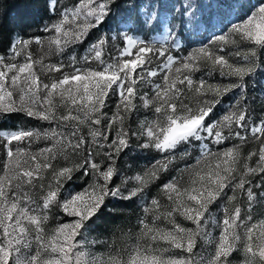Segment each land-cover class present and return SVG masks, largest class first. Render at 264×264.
Returning <instances> with one entry per match:
<instances>
[{
  "label": "snow or ice",
  "instance_id": "obj_1",
  "mask_svg": "<svg viewBox=\"0 0 264 264\" xmlns=\"http://www.w3.org/2000/svg\"><path fill=\"white\" fill-rule=\"evenodd\" d=\"M121 6L45 0L47 35L0 53V118L47 125L0 128V264H264V0L183 50L182 22L151 37L156 15L102 32ZM137 149L160 158L126 176L118 161ZM136 201L135 231L88 240L109 204Z\"/></svg>",
  "mask_w": 264,
  "mask_h": 264
},
{
  "label": "trees",
  "instance_id": "obj_2",
  "mask_svg": "<svg viewBox=\"0 0 264 264\" xmlns=\"http://www.w3.org/2000/svg\"><path fill=\"white\" fill-rule=\"evenodd\" d=\"M121 8L119 9V17L109 22L108 26H105L101 29L102 32H107L108 27L113 28L112 33L109 35L115 34L116 23L121 17L131 18V26H135V21L137 19L147 20L150 16L156 15L159 18V12L163 10H168L170 13V20L168 22L169 26L174 28L177 32L180 31L181 20V10H180V1L179 0H120ZM61 5L70 3V0H59ZM45 0H0V53L6 51L7 40L11 37H14L17 33L25 35V37L31 36H45L47 33L42 32L44 24L50 22V14H46L44 11ZM129 4L136 5L135 7H129ZM208 7V5H206ZM212 11V8H210ZM200 17L205 21V16L202 11H200ZM198 21V18H197ZM192 22V21H191ZM177 26L175 27V24ZM124 25H121L123 27ZM192 26V25H191ZM191 27L189 26V32L191 33ZM146 34V33H145ZM194 33H191L190 36L185 35L182 31L180 39L182 40L181 49H190L191 47L198 46L202 43H207L209 40H205L202 37L193 36ZM95 37L91 36L90 41L94 40ZM89 41V42H90ZM119 40L117 41V43ZM87 47L85 44L83 47L77 48V54L83 55L84 50ZM33 55L36 58H39L43 53L40 48L36 45L32 46ZM179 54H185L181 51ZM59 58L56 56H51L45 60V63H56ZM207 74V72L205 71ZM58 75V74H57ZM208 75V74H207ZM218 76V74H213ZM222 79L221 77H219ZM222 108L228 107V100L221 106ZM137 116L140 118L139 114ZM46 127L47 125L43 122L31 120L25 118L21 114H11L7 119L0 118V128L3 129H15L21 127L27 128H39ZM39 147L44 146L43 143L38 144ZM156 153H149L147 151L141 152L139 149L129 154V156L124 157L123 161H120L122 169L126 170L127 166L126 160H132L133 162H138L139 160H144L149 162L153 159ZM3 154L0 153V156ZM141 168V167H140ZM143 169V168H142ZM141 170L140 172H142ZM84 181L76 179L72 184V188L80 190L83 186ZM109 208H114V211H106V215L99 221L100 224L106 223L109 218L112 220V223L120 224L122 213L125 208L121 205V202H113L109 204ZM109 222V221H108Z\"/></svg>",
  "mask_w": 264,
  "mask_h": 264
},
{
  "label": "rangeland",
  "instance_id": "obj_3",
  "mask_svg": "<svg viewBox=\"0 0 264 264\" xmlns=\"http://www.w3.org/2000/svg\"><path fill=\"white\" fill-rule=\"evenodd\" d=\"M179 8L181 10V20L183 23V32L185 35L202 37L205 40H210L215 35L223 34L227 31V27L230 22H235L238 19L237 13L240 8L241 3L247 2V0H179ZM252 4L258 3V0H250ZM208 5V7H206ZM212 8V11L210 10ZM200 11L203 12L205 16V21L201 19ZM198 18V21H197ZM170 13L168 10H163L159 12V21L162 31L160 33H151L153 38H161L163 35L167 34L169 29ZM192 21V22H191ZM192 25V26H191ZM177 23L175 24V27ZM181 26V24H180ZM189 26L191 33L189 32ZM131 34V33H130ZM179 43L182 44V40L179 38ZM203 75L204 78L209 79V82H226L220 79L218 76L212 75L208 76L205 72L198 73L197 76ZM260 89L257 85L256 94L259 95ZM143 117H140L142 119ZM34 147H39L38 145ZM159 155L155 154L153 159L149 162L139 160L138 162H133L132 160H126L127 169L125 171L126 176H132L144 170L154 159H159ZM120 163V161H118ZM183 166L182 164L180 165ZM141 167V168H140ZM143 168V169H142ZM169 177H164V181ZM159 183V182H158ZM72 188V187H71ZM77 190L76 188H72ZM78 191V190H77ZM158 189L153 186L151 189V195L155 197L157 195ZM163 202V201H162ZM142 201H136L135 204L130 202H121V205L125 208L122 213L120 224L112 223L109 218L107 219V224L104 222L102 224L97 222L95 228L89 233L88 240H113L118 237H122V233H127L130 229L135 231L137 226V217L142 214ZM261 209L259 206L256 207V212L254 213V219L260 218ZM109 221V222H108ZM161 226H164L163 222H160ZM119 243H125L123 238L119 239ZM93 252H104L106 249L102 245H95L91 248ZM239 254L235 255V260H239Z\"/></svg>",
  "mask_w": 264,
  "mask_h": 264
}]
</instances>
